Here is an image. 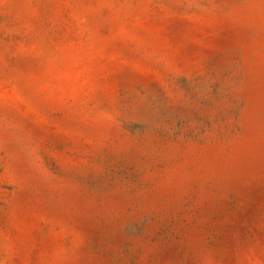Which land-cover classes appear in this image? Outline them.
I'll use <instances>...</instances> for the list:
<instances>
[{"label":"rangeland","instance_id":"rangeland-1","mask_svg":"<svg viewBox=\"0 0 264 264\" xmlns=\"http://www.w3.org/2000/svg\"><path fill=\"white\" fill-rule=\"evenodd\" d=\"M0 264H264V0H0Z\"/></svg>","mask_w":264,"mask_h":264}]
</instances>
